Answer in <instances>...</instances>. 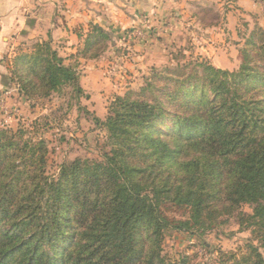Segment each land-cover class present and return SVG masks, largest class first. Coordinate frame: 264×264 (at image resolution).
<instances>
[{
	"label": "trees",
	"instance_id": "16d2710c",
	"mask_svg": "<svg viewBox=\"0 0 264 264\" xmlns=\"http://www.w3.org/2000/svg\"><path fill=\"white\" fill-rule=\"evenodd\" d=\"M112 40L92 25L78 54L97 59ZM247 45L238 71L204 61L153 70L137 96L117 95L105 119L93 116L107 136L100 158L67 159L55 175L44 138L0 127V264H188L163 254L165 231L247 204L253 212L241 221L264 248V31ZM33 48L13 59L20 95L71 88L84 108L79 63L51 41ZM173 207L189 217L170 216ZM248 247L221 264H264Z\"/></svg>",
	"mask_w": 264,
	"mask_h": 264
},
{
	"label": "rangeland",
	"instance_id": "374dc122",
	"mask_svg": "<svg viewBox=\"0 0 264 264\" xmlns=\"http://www.w3.org/2000/svg\"><path fill=\"white\" fill-rule=\"evenodd\" d=\"M223 12L217 8H211V10L193 8V11H189L188 14L192 16L197 13L204 19L202 23H198L197 28L192 29L197 36L202 35L201 38L196 39L195 36H190V41L175 48L174 58L137 72L133 67L126 66L130 61L126 53L122 51L118 54L119 49L115 51L113 43L106 44L105 50L97 59L105 56L108 60L106 67L109 73V88L99 93L92 92V94L84 88L86 94L89 95V98L85 96L80 98L81 106L84 108H79L71 88H65L62 93H53L48 98H36L33 101H27L22 96L23 101L13 108H17L14 112H9L8 108L2 110L0 127L12 129L24 127L30 130L35 138H44L49 148L47 168L49 174H57L59 166L67 159L100 158L103 149L106 148L107 136L106 131L96 124L93 116L105 119L108 108L117 95L135 92L137 96L140 89L145 86L146 78L151 77L153 70L161 72L166 68H177L187 64L186 71H189L196 63L203 61L229 71L240 69L244 51L249 47L247 40L254 31H264V26H261L252 14L250 15L252 20L245 22L246 20L241 19L239 26L230 30L224 27ZM217 21L222 25L203 27L205 23L210 24ZM227 42H233V44H227ZM36 43L17 51L16 55L24 51L32 52ZM207 50L216 58L215 64L205 54ZM12 66L13 62L10 67L11 77ZM79 69L80 82L83 86V82L86 81L82 78L84 69L80 67ZM93 80L91 78V81ZM12 83L16 87L15 93L20 95L16 83L13 81ZM171 211L170 216L172 217H189L177 208L173 207ZM241 211L242 215L253 212L248 204L244 205ZM241 211L231 215H202L190 231L166 230L163 254L169 260L188 257V264H221L227 255L235 254L241 257L246 254L250 244L259 247L264 253L255 228L247 227L246 221H241Z\"/></svg>",
	"mask_w": 264,
	"mask_h": 264
},
{
	"label": "crops",
	"instance_id": "0c3cea01",
	"mask_svg": "<svg viewBox=\"0 0 264 264\" xmlns=\"http://www.w3.org/2000/svg\"><path fill=\"white\" fill-rule=\"evenodd\" d=\"M193 8L223 10L224 27L230 30L241 19L252 20V14L264 26V0H0V114L5 108L14 112L23 101L10 75L17 51L38 41H51L67 64L77 61L84 69L83 88L89 94L99 93L109 88L108 60L78 54L92 25L112 34L115 51L126 53L130 57L126 66L137 72L174 58L175 48L190 41V36L201 38L192 29L204 19L197 13L189 15ZM215 25L222 24L217 21L203 27ZM137 29L145 32L146 39L133 35ZM205 54L215 64L213 54L208 50Z\"/></svg>",
	"mask_w": 264,
	"mask_h": 264
},
{
	"label": "built area",
	"instance_id": "2783aa9c",
	"mask_svg": "<svg viewBox=\"0 0 264 264\" xmlns=\"http://www.w3.org/2000/svg\"><path fill=\"white\" fill-rule=\"evenodd\" d=\"M133 35L139 39H146V34L142 29H137L133 32Z\"/></svg>",
	"mask_w": 264,
	"mask_h": 264
}]
</instances>
